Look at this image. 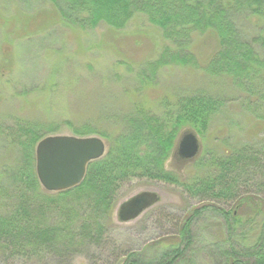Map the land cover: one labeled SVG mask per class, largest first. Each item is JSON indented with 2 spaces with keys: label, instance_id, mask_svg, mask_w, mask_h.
<instances>
[{
  "label": "trees",
  "instance_id": "obj_1",
  "mask_svg": "<svg viewBox=\"0 0 264 264\" xmlns=\"http://www.w3.org/2000/svg\"><path fill=\"white\" fill-rule=\"evenodd\" d=\"M23 1V4L31 2ZM43 1L48 8L39 12L50 17L48 26L70 27L84 38L102 26L106 29L102 39L109 40L114 39L113 32L123 30L130 20L142 15L171 46H163L157 57L147 60L137 72L134 71L140 86L136 90L118 83L120 77H114L116 72H111L105 76L113 78L102 82L100 89L81 92L77 98V109L67 107L64 111L58 110L59 118L53 121H35L14 114L8 123L3 122L0 140L6 144L8 158L0 164V197L9 198L11 203L7 205V211H0V253L31 256L42 250H51L52 245L63 240L73 237L90 239L99 232L103 233L100 224L112 216L117 190L125 181L134 178L179 184L186 194L198 199L233 198L238 189V177L252 166L259 165V157L247 147L219 156L208 153L204 163L198 164L197 168L210 171L206 170L202 175L198 173L200 175L191 177L187 183L165 169L177 136L186 129L206 133L211 119L225 104L224 99L196 92L168 101L165 95L166 98L158 103L160 108L157 111L144 107L142 102L150 98L146 89L151 88L158 71L165 66L201 69L212 77L232 78L234 84L241 87L247 84L250 87L262 79L264 0ZM250 17L256 18L250 24L258 30L252 39L243 38L239 26ZM203 39L212 40L209 62L204 65L197 61L192 51L194 45ZM73 66H84L88 73L96 69L93 60L86 65L82 60L76 63L73 60ZM125 68L127 73L132 72L130 66ZM49 69L52 75L55 69L57 72L64 70L61 63L51 64ZM74 75H77L76 86L77 80L82 78L77 72ZM105 76H101L102 79L108 78ZM54 80L53 77L50 82ZM111 82L119 84V88L108 91ZM44 89L50 90L46 91L49 97L56 92L51 84ZM87 96L91 99L88 106L84 104ZM35 97L46 98L41 93ZM125 99L130 100L131 105L122 109L120 102ZM31 100H24L20 109L24 110L27 105L45 117L52 116L47 99L42 105ZM107 102L120 105L109 108ZM61 124L78 137L92 134L102 137L107 141V153L90 162L85 178L77 186L60 192H47L35 175L34 149L40 139L58 133ZM237 206L236 212L215 206L192 210L177 231L180 245L163 253L156 264H174L189 256L193 244L191 229L195 220L207 211L216 212L221 217L227 236L222 243L211 246L214 248L211 264H264V205L242 201ZM237 227H247L250 239L232 241ZM125 257L120 264H152L143 262L144 258L139 253L128 252Z\"/></svg>",
  "mask_w": 264,
  "mask_h": 264
},
{
  "label": "rangeland",
  "instance_id": "obj_2",
  "mask_svg": "<svg viewBox=\"0 0 264 264\" xmlns=\"http://www.w3.org/2000/svg\"><path fill=\"white\" fill-rule=\"evenodd\" d=\"M23 2L0 0V127L8 123L14 114L35 121H53L59 118L58 110L64 111L67 107L77 109V98L81 92L100 89L102 82L113 78L105 76L111 72H116L114 77H120L118 83L136 90L140 86L134 71L137 72L147 60L157 57L163 46H171L142 15L130 20L123 30L113 32L114 39H102L106 31L102 26L84 38L70 27L48 26L50 17L39 12L48 8L43 0H31L28 4ZM255 20L256 18L250 17L244 21V25L239 26L243 38L252 39L256 35L258 28L250 24ZM203 41L194 45L192 51L197 61H202L204 65L209 62L212 40ZM73 60L74 63L82 60L83 65L90 64L93 60L96 69L88 73L84 66L74 67ZM118 61L125 64H119ZM54 63H61L64 70L57 72L55 69L54 75L50 74L49 66ZM126 65L130 66L132 72H126ZM76 72L82 80L78 79L75 86ZM158 72L155 83L146 89L150 98L142 102L144 107L152 111L159 110L158 103L166 98L165 95L168 96L166 100L173 101L180 95L200 92L220 96L225 103L211 119L206 133L199 134L194 131L201 149L194 163L187 164L183 170L176 169V165L170 167V153L165 169L175 173V177L178 175L181 182L187 183L191 177L202 175L206 170L210 171L206 167L197 168L198 164L204 163V157L208 153L219 156L228 154L233 149L247 147L259 157V165L252 166L238 177V189L233 198L198 199L186 194L179 184L134 178L125 181L117 190L112 216L100 224L103 233L99 232V235L90 239L73 237L63 240L52 245L51 250H42L31 256L0 253V264H120L128 252L139 253L144 258L143 262L156 264L163 253L180 245L176 237L177 231L192 210L211 205L236 212L237 203L242 204V201H254L264 205V77L252 83L250 88V84L241 87L235 85L232 78L212 77L201 69L191 70L187 66H165ZM101 76L108 78L102 79ZM53 77L55 82L51 83ZM111 83L107 87L108 91L119 88V84ZM49 84L56 88V92L50 97L46 93L50 90L44 89ZM40 93L46 96L45 100L48 101L47 105L50 106L53 117H45L39 111L34 112L27 105L24 110L20 109L24 100L32 99L42 105L45 101L43 97H35ZM87 98H84L86 106L91 102L88 96ZM129 101H121L120 108H129ZM120 104L107 102L109 108ZM57 123L60 124L58 121ZM57 132L50 135H73L62 124ZM99 138L104 141L106 154L107 141ZM5 145L0 140V164L8 158ZM146 191L153 192L158 197L156 205L147 208L135 219L122 221L117 217L116 212L121 203ZM10 203L9 198L0 197V211H7ZM223 223L216 212L203 213L195 220L191 229L193 244L189 256L174 264H211L214 253L211 246L222 243L227 238ZM250 237L247 227H237L234 229L232 241L240 242Z\"/></svg>",
  "mask_w": 264,
  "mask_h": 264
},
{
  "label": "water",
  "instance_id": "obj_3",
  "mask_svg": "<svg viewBox=\"0 0 264 264\" xmlns=\"http://www.w3.org/2000/svg\"><path fill=\"white\" fill-rule=\"evenodd\" d=\"M197 137L186 133L177 148L187 149L190 156L199 150ZM105 144L97 136L47 135L37 142L34 150L35 175L40 186L48 192L69 190L86 176L87 166L92 160L101 158ZM154 193L142 192L129 198L121 209L136 218L153 200Z\"/></svg>",
  "mask_w": 264,
  "mask_h": 264
},
{
  "label": "flooded vegetation",
  "instance_id": "obj_4",
  "mask_svg": "<svg viewBox=\"0 0 264 264\" xmlns=\"http://www.w3.org/2000/svg\"><path fill=\"white\" fill-rule=\"evenodd\" d=\"M188 132H192L195 137H197L198 139V136L197 134L192 130H186V131H182L177 137L176 141H175V145H174V149L171 153V155L169 156V159L171 160L168 164L170 165V167L176 165V169H181L183 170V167L184 166H187V164L193 162L194 163V160L197 159V156L198 154L200 153L201 149H200V145L198 146L199 147V150L197 151V154L196 155H193V156H190L187 149H183V152L179 150V148H177V145L179 143V141H181L183 138H184V135H186V133ZM198 142H199V139H198ZM172 185H176L174 183H171V182H168ZM150 192V191H149ZM153 193V192H152ZM126 201V200H125ZM159 199L158 197L154 194V197H153V200H151V202H149L150 204L148 206H146V208L142 211L144 212L145 210H147V208H150L154 205H156L158 203ZM125 203V202H123ZM123 203H121L118 207V210L116 212V214L118 215L117 217L119 219H121L122 221H126V220H131V219H135V218H129L130 215L126 212V211H123L121 209V206L123 205ZM206 206V205H205ZM211 206V205H210ZM208 207V206H207ZM141 212V213H142ZM141 213H139V215H141ZM137 215V216H139ZM136 216V217H137Z\"/></svg>",
  "mask_w": 264,
  "mask_h": 264
}]
</instances>
